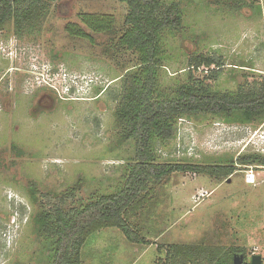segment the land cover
Here are the masks:
<instances>
[{
  "label": "rangeland",
  "instance_id": "374dc122",
  "mask_svg": "<svg viewBox=\"0 0 264 264\" xmlns=\"http://www.w3.org/2000/svg\"><path fill=\"white\" fill-rule=\"evenodd\" d=\"M162 2L177 3L183 17L180 29L163 36V91L199 80L237 92L240 84L264 79V0ZM83 13L110 16L115 32H92ZM127 13L122 0H48L29 31L17 33L11 23L0 30V264H50L54 245L38 231L40 210L82 206L124 183L135 139L122 140L116 110L139 62L118 42ZM71 23L85 27L94 41L71 35ZM199 55L221 65L196 68L191 59ZM56 72L70 92L48 85ZM155 146L161 163L264 156V120L179 118L174 136ZM235 165L224 178L193 171L166 175L139 213L136 228L149 243L105 228L87 239L82 264H192L173 262L167 247L200 243L241 247L249 264L253 255L264 264V165Z\"/></svg>",
  "mask_w": 264,
  "mask_h": 264
},
{
  "label": "trees",
  "instance_id": "16d2710c",
  "mask_svg": "<svg viewBox=\"0 0 264 264\" xmlns=\"http://www.w3.org/2000/svg\"><path fill=\"white\" fill-rule=\"evenodd\" d=\"M47 1L0 0V30L11 23L17 33L29 31ZM122 1L128 6V13L118 42L135 51L139 62L128 75L116 115L124 130L122 140L135 139V159L124 183L116 191L100 194L82 206L53 205L50 209L40 210L35 218L38 231L45 233L54 245L50 264H82V249L87 239L105 228H118L131 241L149 243L136 228L139 213L151 201L155 185L166 175L193 171L224 178L236 171V163L264 165V156L258 154H244L237 161L222 164L157 161L156 143L174 136L179 118L213 115L226 122L264 120V79L240 84L237 92L212 89L204 81L195 80L180 83L166 93L158 81L165 53L163 36L169 29L181 28L180 8L175 2L164 4L162 0ZM80 17L92 32H115L113 19L108 15L83 13ZM67 31L94 41L81 25L71 23L67 25ZM191 62L196 68L221 65L215 57L204 55L193 57ZM190 77L194 80L192 75ZM32 185V190L37 191V185ZM68 194L73 196L75 187ZM166 251L173 262L192 264H232L234 254L243 252L245 264H249L245 249L235 246L169 244Z\"/></svg>",
  "mask_w": 264,
  "mask_h": 264
},
{
  "label": "water",
  "instance_id": "95a60500",
  "mask_svg": "<svg viewBox=\"0 0 264 264\" xmlns=\"http://www.w3.org/2000/svg\"><path fill=\"white\" fill-rule=\"evenodd\" d=\"M263 257L261 255H253L251 264H262ZM232 264H245V255L243 252H237L234 254V260Z\"/></svg>",
  "mask_w": 264,
  "mask_h": 264
},
{
  "label": "built area",
  "instance_id": "2783aa9c",
  "mask_svg": "<svg viewBox=\"0 0 264 264\" xmlns=\"http://www.w3.org/2000/svg\"><path fill=\"white\" fill-rule=\"evenodd\" d=\"M58 73H59V71H58ZM58 73L56 72L55 74L51 75L50 82H52V83H49L48 85L55 88L56 90L60 89V90H65V91L70 92L72 87H70L67 84L62 83V82L59 83L58 81H56L57 77H56V79L54 78L55 76H57Z\"/></svg>",
  "mask_w": 264,
  "mask_h": 264
},
{
  "label": "crops",
  "instance_id": "0c3cea01",
  "mask_svg": "<svg viewBox=\"0 0 264 264\" xmlns=\"http://www.w3.org/2000/svg\"><path fill=\"white\" fill-rule=\"evenodd\" d=\"M141 212H142V211H141ZM141 212H140V213H141Z\"/></svg>",
  "mask_w": 264,
  "mask_h": 264
}]
</instances>
